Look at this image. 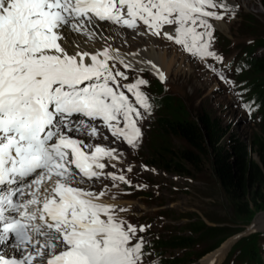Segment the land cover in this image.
I'll return each mask as SVG.
<instances>
[{"label":"snow or ice","instance_id":"1","mask_svg":"<svg viewBox=\"0 0 264 264\" xmlns=\"http://www.w3.org/2000/svg\"><path fill=\"white\" fill-rule=\"evenodd\" d=\"M237 7L228 0H0V264H145L150 253L140 234L151 225L126 219L130 209L111 192L133 186L124 174L132 167L118 169L123 151L96 141L110 135L113 144L138 149L140 124L153 110L140 74L162 83L166 76L139 52L125 56L110 44L86 50L76 37L91 40L107 22L166 40L236 87L214 50L212 21L234 19ZM253 103L244 104L250 114Z\"/></svg>","mask_w":264,"mask_h":264},{"label":"rangeland","instance_id":"2","mask_svg":"<svg viewBox=\"0 0 264 264\" xmlns=\"http://www.w3.org/2000/svg\"><path fill=\"white\" fill-rule=\"evenodd\" d=\"M237 1L239 4H233L238 5L234 9L236 12L234 19L229 13L222 21H212L215 25L214 50L223 57L224 64L229 66L230 71L227 75L235 82L236 87L222 83L215 75L208 72L202 63L185 54L179 46L156 38L147 42V45L152 43L155 45V52L149 53V56L140 55L139 58H152L155 63H160V67L163 64L161 70L166 76V81L162 83L149 71L140 75L149 83L159 82L168 94L180 99L192 118L200 112H208L219 118L223 125L229 128V132L240 141L248 143L251 136L258 132V121L251 119L244 107V100L249 95L251 79L258 78L261 83L258 87L264 88V73L256 72L254 65L248 66L247 62L249 57L258 60L263 58L264 49L258 46L261 49L248 54V58L243 52L254 42L264 41V10L260 4L261 0ZM218 23L222 24L223 28L219 27ZM133 33L138 37L136 32ZM128 46H123V51L134 53L128 51L130 49ZM131 46L137 51V46ZM209 60L211 63L214 61ZM215 63L220 64L216 61ZM243 63L244 66L241 65ZM221 67L222 65L218 68ZM237 68H240L239 72L236 71ZM128 75L130 78L128 82H131L135 74L129 72ZM143 90L148 93L151 101L156 97L150 86ZM238 93H243V98ZM156 116L154 108L151 115H145L140 124L143 132L142 143L136 150L130 149L124 143L113 144L111 136L108 140L101 141L105 145L123 151V163L118 164V169L132 167L131 172L124 174L133 186L121 184L119 189H111V192L118 195V200L115 202L130 209L122 215L133 224L151 225L147 232L140 234L147 242L155 237L171 235L173 232L176 235L184 233L189 236L186 226L199 222L207 227L220 229L221 235L215 237L216 240L221 239L223 235H229L217 249L212 251L214 253L210 252L192 264H205L207 258L218 251L220 252L214 264H255L251 260H246L248 253L251 252L258 253L264 263V223L256 230L251 228L258 218L264 216V185L251 189L250 199L257 189L261 198L255 194L256 203L249 207L247 214H244L240 212L237 204L226 196L209 164L197 168V172L190 171V176L164 170L160 164L152 162L155 159V146L163 143L178 148L183 143L173 136L158 138ZM250 155L254 160H258L257 155L252 153ZM106 171L113 169L109 168ZM104 183L111 184V181L105 180ZM138 184L145 187L138 190L135 187ZM215 238L211 242H215ZM231 239L235 240L229 247ZM203 248L205 246L199 244L195 251H201ZM175 253L181 254L178 250ZM154 256L151 252L150 255H146L145 264H153L157 260ZM164 257H169V254L165 253Z\"/></svg>","mask_w":264,"mask_h":264},{"label":"trees","instance_id":"3","mask_svg":"<svg viewBox=\"0 0 264 264\" xmlns=\"http://www.w3.org/2000/svg\"><path fill=\"white\" fill-rule=\"evenodd\" d=\"M264 10V0L260 1ZM263 47L264 41H257L244 50L243 55L253 54L256 49ZM244 57V56H243ZM248 66L254 65L258 73H264V57L256 59L249 57ZM244 66V63L241 64ZM150 88L156 97L151 103L157 113L155 122L158 138L173 136L181 140L183 145L157 144L155 146V159L152 162L160 164L166 171L178 175L190 176V171L197 172L204 164L209 167L219 182L222 190L229 199L240 208V212L247 214L249 207L255 204V194L261 198L258 189L250 199L252 188L264 185V88L258 78L249 82V95L245 104L253 103V110L249 116L258 121V132L254 133L248 143L240 141L229 132L222 121L208 112H200L192 118L183 102L168 94L159 82H150ZM165 142V141H164ZM255 154L258 160L251 158ZM243 211H241L242 209ZM189 236L171 235L153 238L145 246V253H153L156 261L153 264H192L206 254L217 249L229 235L221 239L220 229L207 227L204 223H190L186 226ZM215 238V242H211ZM203 244L205 248L195 251ZM180 251L176 255L175 251ZM171 251H174L171 253ZM165 253L169 257H164ZM255 254V255H254ZM255 264H264L258 253H248L247 259Z\"/></svg>","mask_w":264,"mask_h":264},{"label":"bare ground","instance_id":"4","mask_svg":"<svg viewBox=\"0 0 264 264\" xmlns=\"http://www.w3.org/2000/svg\"><path fill=\"white\" fill-rule=\"evenodd\" d=\"M228 3L233 5L234 3L237 4L238 1L237 0H233V1L228 0ZM217 25L219 27L223 28L222 24L218 23ZM136 36L133 32H127L125 30H119L118 28H114L112 26H106V25L100 24V26L96 29V36L93 39L86 40L85 37H83V36L76 37V39H78L81 42V47L85 48L86 50H91V51H95L97 49L106 47L110 44L113 48H118L120 50V53L122 55H125V56H128L130 53L123 51L124 49L122 47L128 46V45H129L128 47H130V49H131V50L130 49L128 50L129 52H138L139 51L141 56L142 55H148L149 53L155 52V45L153 43L151 45H147V42L152 41L151 37L141 36V35H138V37H136ZM131 45L137 46V51L133 50ZM125 50H127V49H125ZM139 57H137V59H139ZM129 58H132V57H129ZM150 59H152V58H150ZM162 65H161V67L159 65L160 69L162 68ZM96 142L101 143L100 141H96ZM102 144H104V143H102ZM263 223H264V216L258 218L254 222L253 227H251L252 230H256L259 226L263 225ZM7 250L8 249L6 248L5 251H7ZM219 252L220 251H218V253ZM212 253H214V252H212ZM218 253L210 255V257H208L207 260L205 261L206 262L205 264H213V262L215 263Z\"/></svg>","mask_w":264,"mask_h":264},{"label":"water","instance_id":"5","mask_svg":"<svg viewBox=\"0 0 264 264\" xmlns=\"http://www.w3.org/2000/svg\"><path fill=\"white\" fill-rule=\"evenodd\" d=\"M234 240H235V239H231V240H229V244H230L229 247H231V244L234 242ZM227 242H228V241H227ZM229 247H228V248H229ZM226 253H227V252H226Z\"/></svg>","mask_w":264,"mask_h":264}]
</instances>
